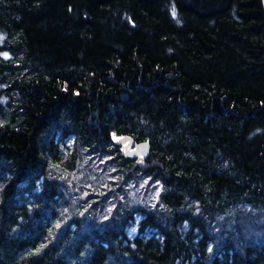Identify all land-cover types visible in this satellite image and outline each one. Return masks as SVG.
<instances>
[{
  "label": "trees",
  "instance_id": "obj_1",
  "mask_svg": "<svg viewBox=\"0 0 264 264\" xmlns=\"http://www.w3.org/2000/svg\"><path fill=\"white\" fill-rule=\"evenodd\" d=\"M0 36V264H264L262 0H0Z\"/></svg>",
  "mask_w": 264,
  "mask_h": 264
},
{
  "label": "water",
  "instance_id": "obj_2",
  "mask_svg": "<svg viewBox=\"0 0 264 264\" xmlns=\"http://www.w3.org/2000/svg\"><path fill=\"white\" fill-rule=\"evenodd\" d=\"M263 8H264V0ZM118 145L123 148V153L126 158L145 160L151 152L150 141L138 143L129 135H126L118 140Z\"/></svg>",
  "mask_w": 264,
  "mask_h": 264
},
{
  "label": "bare ground",
  "instance_id": "obj_3",
  "mask_svg": "<svg viewBox=\"0 0 264 264\" xmlns=\"http://www.w3.org/2000/svg\"><path fill=\"white\" fill-rule=\"evenodd\" d=\"M255 2V1H254ZM252 3V2H251ZM257 3V2H256ZM255 3V4H256ZM254 4V5H255ZM204 5V4H203ZM202 5V6H203ZM170 6H172L171 5V3H170ZM188 6H190V5H188ZM177 7V6H176ZM206 7V6H205ZM209 7V6H208ZM178 8V7H177ZM196 8V7H195ZM199 8V7H198ZM197 8V9H198ZM220 8V7H219ZM189 10V9H188ZM195 10V9H194ZM225 10H226V8H225ZM211 11V10H210ZM219 11H221V10H219ZM165 12V11H164ZM168 12V11H167ZM212 12V11H211ZM215 12V11H214ZM193 14H194V12H192ZM203 13V12H202ZM165 14V13H164ZM171 14V13H170ZM209 14V13H208ZM207 14V15H208ZM253 14V13H252ZM184 15V14H183ZM189 15V14H188ZM202 15V14H201ZM166 16V15H165ZM171 16V15H170ZM194 16V15H193ZM209 16V15H208ZM212 16V15H211ZM171 18V17H170ZM205 18H207V17H205ZM171 19H173V18H171ZM167 20V19H166ZM174 20V19H173ZM206 20H208V19H206ZM197 21V20H196ZM216 21V20H215ZM185 22V21H184ZM180 23V22H179ZM182 23V22H181ZM186 23V22H185ZM211 23V22H210ZM207 24V23H206ZM218 24V23H217ZM171 26V25H170ZM181 26V25H180ZM187 26V25H186ZM214 26H215V24H214ZM205 27V26H204ZM207 27V26H206ZM211 28H212V26H211ZM205 31V30H204ZM30 65V64H29ZM27 66V65H26ZM256 68V67H255ZM34 70V69H33ZM26 71H27V69H26ZM251 71V70H250ZM34 72V71H33ZM254 72V71H253ZM27 75V74H26ZM155 75V74H154ZM153 75V76H154ZM156 76V75H155ZM157 78H159V77H157ZM255 78V77H254ZM161 80V79H160ZM164 80H165V78H164ZM158 83V82H157ZM182 106V105H181ZM225 106V105H224ZM176 107V106H175ZM223 107V106H222ZM180 108V107H179ZM223 109V108H222ZM233 110V109H232ZM232 110H230V112L232 111ZM188 111V110H187ZM235 111V110H234ZM184 112V111H183ZM228 112V111H227ZM180 113V112H179ZM182 114V113H181ZM191 114V113H190ZM195 114H197V113H195ZM230 114V113H229ZM192 115V114H191ZM124 116V115H123ZM122 116V117H123ZM186 116V115H185ZM237 116V115H236ZM182 117V116H181ZM183 118V117H182ZM233 118V117H232ZM187 119V118H186ZM190 119H191V117H190ZM65 121H67L66 119H64ZM183 120H185L184 118H183ZM186 121H188V120H186ZM191 121V120H190ZM232 121V120H231ZM184 123V122H183ZM186 123V122H185ZM53 124V123H52ZM57 124V123H56ZM71 124H73L72 122H71ZM71 124H70V126H71ZM82 124V123H81ZM67 125H68V123H67ZM74 125V124H73ZM153 125V124H152ZM80 126V125H79ZM72 128V127H71ZM76 128V127H75ZM80 128V127H79ZM188 128H189V126H188ZM74 129V128H73ZM81 129V128H80ZM84 129V128H83ZM156 129V128H155ZM54 130V129H53ZM78 130V129H77ZM85 130V129H84ZM50 131V130H49ZM56 131V130H55ZM71 131V130H70ZM88 131V130H87ZM126 131H128V130H126ZM150 131H151V129H150ZM47 132H48V130H47ZM79 132V131H78ZM81 132H82V130H81ZM129 132H131V131H129ZM158 132V131H157ZM161 132V131H160ZM150 134H152L151 132H150ZM150 134H148V135H150ZM52 135V134H51ZM78 135H79V133H78ZM127 135H129V134H127ZM133 135V134H132ZM153 135H154V133H153ZM158 135V134H157ZM55 136V135H54ZM131 136V135H130ZM134 136V135H133ZM160 136V135H159ZM149 137V136H148ZM252 137H254V136H252ZM54 138V137H53ZM79 138V137H78ZM89 139L88 140H90V137H88ZM144 138V137H143ZM142 138V139H143ZM155 138L157 139V137L155 136ZM162 138H163V135H162ZM249 138H250V136H249ZM48 139V138H47ZM80 139V138H79ZM79 139H78V141H79ZM84 139V138H83ZM68 140V139H67ZM159 140V139H158ZM143 141H145V140H143ZM142 141V142H143ZM170 141V140H169ZM157 142V141H156ZM78 143V142H77ZM93 143V142H92ZM79 144H83V143H79ZM89 144H90V142H89ZM89 144H86V145H89ZM50 146V145H49ZM158 146V145H157ZM79 147V146H78ZM91 148V147H90ZM158 148H159V146H158ZM158 148H157V150H158ZM162 148V147H161ZM88 149V148H87ZM80 150H81V148H80ZM89 150V149H88ZM85 151V150H84ZM90 151V150H89ZM163 151V150H162ZM87 152V151H86ZM80 153V152H79ZM89 153V152H88ZM84 154V153H83ZM153 154H154V152H153ZM262 218V217H261ZM240 236V235H239ZM238 238V237H237ZM244 244V243H243ZM243 247V246H242ZM242 247H241V249H242ZM258 259V258H257ZM260 260V259H259ZM260 262V261H259ZM257 264V263H256Z\"/></svg>",
  "mask_w": 264,
  "mask_h": 264
},
{
  "label": "rangeland",
  "instance_id": "obj_4",
  "mask_svg": "<svg viewBox=\"0 0 264 264\" xmlns=\"http://www.w3.org/2000/svg\"><path fill=\"white\" fill-rule=\"evenodd\" d=\"M140 220H141L140 217L137 216L133 222V225L129 228V232L131 233V235H134V233H137V231H138L137 225L139 224ZM133 229H135V231H133ZM216 248H217V250L212 255H214L218 251V247H216Z\"/></svg>",
  "mask_w": 264,
  "mask_h": 264
},
{
  "label": "snow or ice",
  "instance_id": "obj_5",
  "mask_svg": "<svg viewBox=\"0 0 264 264\" xmlns=\"http://www.w3.org/2000/svg\"><path fill=\"white\" fill-rule=\"evenodd\" d=\"M175 7L173 6V8H172V15L175 17ZM3 39V37L2 36H0V40H2ZM3 55H4V57L5 58H7V53H3ZM105 219H107V217H105ZM133 231H135V229H133ZM209 251H211V248H209Z\"/></svg>",
  "mask_w": 264,
  "mask_h": 264
}]
</instances>
